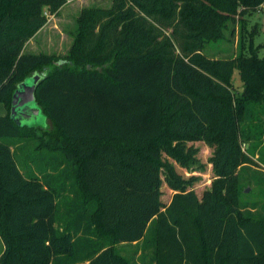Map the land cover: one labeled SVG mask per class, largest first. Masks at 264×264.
<instances>
[{"label": "trees", "instance_id": "1", "mask_svg": "<svg viewBox=\"0 0 264 264\" xmlns=\"http://www.w3.org/2000/svg\"><path fill=\"white\" fill-rule=\"evenodd\" d=\"M68 1L0 0V264H264V205L243 198L262 167L264 57L248 17L264 0H113L81 10L68 54L24 51ZM236 24L237 53L206 55ZM36 73L47 128L11 116ZM197 142L213 149L201 196L176 168L201 167Z\"/></svg>", "mask_w": 264, "mask_h": 264}, {"label": "rangeland", "instance_id": "2", "mask_svg": "<svg viewBox=\"0 0 264 264\" xmlns=\"http://www.w3.org/2000/svg\"><path fill=\"white\" fill-rule=\"evenodd\" d=\"M113 0H70L68 1L58 12L57 15H50L47 12L48 23L41 30L32 42L28 45V53H47L56 55H66L68 54L71 46L73 44L74 38L73 33L76 28V21L80 15V12L85 7H101L110 8L112 7ZM231 28L233 25H230ZM256 26L258 29V35L255 38V44L262 45L259 51V55L264 57V13H255L248 17V30ZM239 36V25H235V36H229L228 40L211 43L207 46L205 54L213 58H229L237 53V44ZM32 77L28 80L30 83ZM233 82L235 86L241 89V79L238 70L234 71ZM2 109H6L4 104L0 103V112ZM7 113L1 114L4 116ZM23 124L31 126H40L47 128L49 122L48 119L43 114L35 115L33 114L31 118H23ZM198 147L197 157L201 167L196 168L194 172H186L185 169L176 165L177 170L184 174L190 175V173L197 175L199 177L198 182L195 184L194 189L198 196H201L203 191L210 187L211 181L213 179V169L209 162L212 155L213 149L203 142H197L194 144ZM248 146L243 145V151H246ZM249 150V147H248ZM262 155L260 164L262 167L252 166L250 170L245 174L247 181L244 183V200L249 202H258L260 205H264V142L263 144L255 150L254 160H258L259 156ZM259 163V162H258ZM163 197L162 200L165 203H169L173 195L166 185L163 186ZM4 249L3 242L0 238V252ZM124 253L131 254L135 247L134 245L124 246Z\"/></svg>", "mask_w": 264, "mask_h": 264}, {"label": "water", "instance_id": "3", "mask_svg": "<svg viewBox=\"0 0 264 264\" xmlns=\"http://www.w3.org/2000/svg\"><path fill=\"white\" fill-rule=\"evenodd\" d=\"M31 77L32 83L28 80L20 83L13 96L11 116L20 126L27 125L22 123L23 118H31L33 114H43L35 100L36 87L42 76L36 73Z\"/></svg>", "mask_w": 264, "mask_h": 264}, {"label": "crops", "instance_id": "4", "mask_svg": "<svg viewBox=\"0 0 264 264\" xmlns=\"http://www.w3.org/2000/svg\"><path fill=\"white\" fill-rule=\"evenodd\" d=\"M41 30H43V28L41 29ZM40 30V31H41ZM39 31V32H40ZM39 32L35 35V37L34 38H32L27 44H26V46H25V49H24V51H26L27 50V48H28V45L30 44V42H32L33 40H35V38H37V36H38V34H39ZM27 52V51H26ZM5 111H6V109L4 110V109H2V112H0L1 114H3V113H5Z\"/></svg>", "mask_w": 264, "mask_h": 264}, {"label": "built area", "instance_id": "5", "mask_svg": "<svg viewBox=\"0 0 264 264\" xmlns=\"http://www.w3.org/2000/svg\"><path fill=\"white\" fill-rule=\"evenodd\" d=\"M259 13H264V2L259 6Z\"/></svg>", "mask_w": 264, "mask_h": 264}]
</instances>
